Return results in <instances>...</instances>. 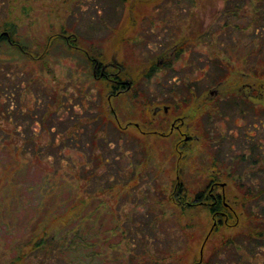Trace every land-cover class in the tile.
I'll return each instance as SVG.
<instances>
[{
	"label": "rangeland",
	"instance_id": "374dc122",
	"mask_svg": "<svg viewBox=\"0 0 264 264\" xmlns=\"http://www.w3.org/2000/svg\"><path fill=\"white\" fill-rule=\"evenodd\" d=\"M256 3L0 0V32L16 24L15 38L30 48L27 58L6 46L0 50V264L26 251L47 189L54 191L48 199L51 206L56 203L59 213L76 197L71 189L78 191L79 198L97 193L86 204L88 211L100 212L96 223H88L96 229L89 233L107 234L127 220L142 245L132 248L121 243L125 256L131 251L140 256L138 251L145 249V255L157 264H178L179 258L180 264H190L196 256L203 258L205 242L200 243L199 236L208 218L204 211L189 217L195 224L189 234L199 235L189 241V234L180 227L188 218L178 219V210L169 201L171 185L186 163L191 167L184 169L191 190L201 189L195 163H200L206 143L230 155L243 152L242 131L250 133L257 119H252L251 110L244 114L241 106L227 108L226 103L229 95L237 93L246 95L251 104L264 106V79L246 70L247 63L255 65L261 57L253 50L260 41L250 38L255 31L252 19L257 27L262 24L264 10H255ZM126 22L132 27L124 42L118 40V33ZM62 33L70 35L74 48L63 39L56 40L54 35ZM47 43L50 49L38 53ZM85 50L101 53L102 63L118 62L130 87L109 98L111 86L88 65ZM220 66L230 69L221 85L218 79L225 74ZM218 96L223 97V106L217 110L193 111L205 98ZM156 105L169 107V112L165 115L161 110L154 116ZM89 112L110 115L112 122L98 132L96 140L91 128H80V137L73 140L69 136L75 122ZM176 116L190 135L182 143L179 133L166 135ZM150 118L154 126L146 123ZM113 119L129 125V132L116 131ZM135 123L148 132L141 133ZM256 137L264 142V128L257 130ZM101 157L109 162H101ZM96 166L97 175L90 183L87 172ZM48 173L55 175L51 184L42 180ZM57 175L65 176L68 183ZM76 177L78 183L72 188ZM116 234L120 237L117 232L112 236ZM210 251L206 252L209 264H239L228 252L218 251L220 260H216ZM252 261L264 264V256H254Z\"/></svg>",
	"mask_w": 264,
	"mask_h": 264
},
{
	"label": "trees",
	"instance_id": "16d2710c",
	"mask_svg": "<svg viewBox=\"0 0 264 264\" xmlns=\"http://www.w3.org/2000/svg\"><path fill=\"white\" fill-rule=\"evenodd\" d=\"M257 2L255 10L258 7L262 12L264 10V0H257ZM237 8L232 9L231 14H234ZM261 14L263 17L260 27L255 25L256 19H252L254 22H251L255 26V31L250 36V38L260 41V46L253 47V50L255 56L261 57L257 63H254L255 65L247 63L246 70L249 74H253L262 80L264 79V12ZM7 26L9 27L7 30L5 29L6 31L0 32V50L3 46H6L13 53L27 58L30 48L27 43L24 44L15 38L16 24L10 23ZM131 27L129 23H124V30L118 33V40L126 42L131 33ZM62 34V38L59 35H54L57 37L56 40L63 39L68 47L74 48V42L71 41L70 35ZM51 46L47 43L37 52L47 51ZM83 54L87 58L88 65H92L94 68L97 66L96 62L101 64L103 61L100 56L101 53L98 51L91 53L89 50H85ZM250 57L251 54L249 53L246 60ZM219 68L222 69L221 74H225L223 78L218 79L217 83L221 85V81L230 74V69L225 67V70L223 66ZM115 78L120 81L125 80V73L120 72L119 77ZM100 79L106 81L109 86L115 80H107L102 76H100ZM262 81L264 83V80ZM115 86H117L115 87L117 89L121 88L119 83ZM211 93L213 94L214 91ZM217 95H219V92L216 93ZM229 96L230 98L227 99L226 103L227 108L239 109L241 106L242 113L246 114V109L251 110L252 119H257V122L252 121V123L254 122L252 124L253 128L250 129L252 133L245 131V129L242 131L244 134L240 139L244 142L243 152L230 155L231 153L223 152L222 147L214 150L210 143H206L204 147L207 149L203 152L200 163H195L199 165L197 170L200 172L201 189L196 193L191 190L190 181L187 180L186 171H184L186 166L190 167L186 163L181 165L179 178H174L171 185L169 201L177 208L178 219L188 218V222L180 223L184 233L189 234V229L195 226L193 220H190V218H193V213L204 211L205 217L208 218L207 224L201 227L202 233L200 236L194 231L189 234V241L193 240L194 236H199V242H205L203 258H196V256L190 264H209L206 252L210 248V252L215 253V255L218 251L230 253L239 264H255L252 257L264 256V142L262 138L256 137L257 130L261 127L264 128V106L249 103L246 100L247 96L243 94L241 96V94L236 93ZM222 99L221 96L205 98L202 103L193 107V111L198 113L201 111L213 112L215 109L217 110L218 106H223ZM113 121L116 131L120 133L129 132L127 129H121L115 119ZM111 122L110 115H97L89 112L77 119L73 128L74 132L69 137L73 140L78 139L80 128L87 130L91 128L94 130L93 139L96 140L100 138L98 132L105 130L107 124H111ZM151 122H153V119L150 118L146 123L150 124ZM102 139L105 142L104 136ZM96 143L94 141V144ZM205 154L208 157H204ZM100 160L101 162H109L108 157H101ZM96 169L97 166L87 172V180L89 178L90 183H92V180L94 181L97 175ZM55 175L48 173L42 176V180L51 184L52 177H55ZM57 176L65 179L68 183L65 176ZM78 180L77 178V181L70 183L72 188L78 183ZM53 182L58 184L56 180H53ZM222 183H225L224 186ZM51 187L54 188L55 183ZM53 192V190L47 189L42 194L39 211L37 212L40 214V218L30 230L25 245L26 251L22 254L19 253L4 264H58L61 260L63 261L62 264H123L124 260L130 262V264H157L149 259L147 254L145 255V249L138 251L141 253L140 256H136L134 251H131L128 256H125L122 252L121 243L124 245L130 244L132 248L141 247L142 245H140L141 240L137 239L139 236H136V232L133 234V231L130 230L132 224H129L127 220L125 224L115 225L107 234L102 235L97 231L89 233L91 228L96 229L89 226L88 223H96V218H99L97 216L100 212L96 208L95 211H88L86 204L89 197L95 200L97 193H90L79 198L78 191L71 189V193L76 194V197L70 199L64 207V211L59 213L55 211L56 203L51 206L48 199ZM114 232H117L120 237L117 234L116 237L112 236ZM112 237L116 239L115 242L111 241ZM140 238L142 239V236ZM212 240L213 245L210 247ZM215 258L220 260L218 255ZM31 259H35V261L33 262ZM179 260L182 261L181 258ZM179 260L178 264H180Z\"/></svg>",
	"mask_w": 264,
	"mask_h": 264
},
{
	"label": "flooded vegetation",
	"instance_id": "af4514ba",
	"mask_svg": "<svg viewBox=\"0 0 264 264\" xmlns=\"http://www.w3.org/2000/svg\"><path fill=\"white\" fill-rule=\"evenodd\" d=\"M168 55H163V57H166ZM97 63V66L95 68V71L99 72L100 76H102L104 79H107V80H111V79H115L113 80L112 84H111V94L109 96V98H112V97H116L118 95H120L124 90H122L121 88L123 87H126V88H129L131 83L130 82H127L125 80H122L120 81L119 79L115 78V77H119V73L122 71V67H120V64L118 62H116L115 60L113 62H107V63H99V62H96ZM117 83H119L120 85V89H117L115 87V85H117ZM161 110H163L164 114L166 115L168 112H169V107L167 110H165V108L163 109V107L161 108L159 105H156L155 108H154V111H153V115L155 116L156 114L160 113ZM165 117V116H164ZM163 117V118H164ZM162 118V119H163ZM181 117L180 116H176V117H173V119L171 120V123H170V129H169V132L166 134V135H173L174 132L176 133H179V141L180 143L182 142H185L183 139L186 137V136H190V135H187L186 132L183 130V122L182 120H180V122L178 123L177 122V119ZM151 125L154 124V122H151L150 123ZM129 125H121L119 124V127L121 129H128ZM135 126L140 129V132L141 133H147L143 127H140V125L138 123H135ZM147 130H150V129H147ZM153 133H158V132H155V131H152ZM180 145V144H179Z\"/></svg>",
	"mask_w": 264,
	"mask_h": 264
},
{
	"label": "water",
	"instance_id": "95a60500",
	"mask_svg": "<svg viewBox=\"0 0 264 264\" xmlns=\"http://www.w3.org/2000/svg\"><path fill=\"white\" fill-rule=\"evenodd\" d=\"M167 109H168V108L165 107V110H167ZM189 138H190V136H186V140L189 139ZM224 184H225V183H222L223 186H224ZM201 252H202V250H201Z\"/></svg>",
	"mask_w": 264,
	"mask_h": 264
}]
</instances>
